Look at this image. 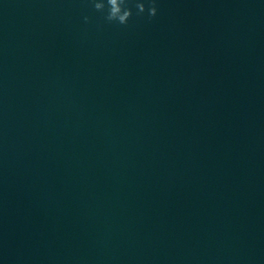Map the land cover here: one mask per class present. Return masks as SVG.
<instances>
[{"label": "water", "instance_id": "1", "mask_svg": "<svg viewBox=\"0 0 264 264\" xmlns=\"http://www.w3.org/2000/svg\"><path fill=\"white\" fill-rule=\"evenodd\" d=\"M0 264H171L29 0H0Z\"/></svg>", "mask_w": 264, "mask_h": 264}, {"label": "clouds", "instance_id": "2", "mask_svg": "<svg viewBox=\"0 0 264 264\" xmlns=\"http://www.w3.org/2000/svg\"><path fill=\"white\" fill-rule=\"evenodd\" d=\"M97 12L106 13L104 19L108 23H117L126 26L131 19L133 12L129 7L130 0H90ZM136 15H143L145 12L149 19L158 13L157 0H136ZM88 21V17H84Z\"/></svg>", "mask_w": 264, "mask_h": 264}]
</instances>
